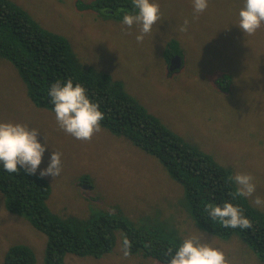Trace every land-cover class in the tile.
Returning <instances> with one entry per match:
<instances>
[{"label":"rangeland","instance_id":"obj_1","mask_svg":"<svg viewBox=\"0 0 264 264\" xmlns=\"http://www.w3.org/2000/svg\"><path fill=\"white\" fill-rule=\"evenodd\" d=\"M11 1L67 38L82 66L119 81L149 113L229 167L233 177L251 174L256 191L246 198L264 213V206L253 203L256 196L264 198V23L253 35L243 33L239 11L245 0H208L199 14L193 0H150L159 4L161 19L142 42L136 40L140 26L124 25L120 8L115 13L76 6L95 0ZM185 20L187 31L181 32ZM171 40L178 42V59L175 53L165 58ZM0 122L39 131L38 142L46 146L35 174L41 176L52 152L60 153L59 176H43L50 185L47 206L58 217L86 223L99 214H119L137 227H162L172 241L199 237L223 252L227 264H263L238 234L221 238L199 227L182 184L129 139L102 125L88 141L63 131L54 111L33 104L17 69L2 57ZM113 234L109 252L68 254L63 264H165L141 251L125 257L123 231ZM18 244L32 249L34 264H44L46 236L26 217L9 213L0 192V264L6 250Z\"/></svg>","mask_w":264,"mask_h":264},{"label":"trees","instance_id":"obj_2","mask_svg":"<svg viewBox=\"0 0 264 264\" xmlns=\"http://www.w3.org/2000/svg\"><path fill=\"white\" fill-rule=\"evenodd\" d=\"M79 9L137 14L132 0H95L76 3ZM106 15V14H105ZM103 17H109L105 16ZM179 53L171 40L165 58ZM0 57L12 63L26 86L28 97L37 107L54 109L50 86L72 80L86 89L89 99L99 105L104 119L101 125L122 135L143 151L153 155L167 172L182 184L196 224L207 233L221 238L238 234L264 264V213L253 207L246 197L236 195L237 185L229 167L202 152L149 113L136 98L128 94L119 81L93 67L82 66L69 41L50 31L25 9L11 0H0ZM19 171L9 173L0 164V192L5 209L26 217L46 236L44 264H63L68 254L100 257L114 244L115 229H121L131 244L129 253L141 251L145 256L168 264L171 255L183 242L164 237L162 227H137L119 214H99L86 223L63 219L47 206L50 185L37 174ZM87 181L86 177L83 178ZM232 203L251 222L250 228H225L212 220L205 206ZM35 255L26 245L10 246L3 264H34Z\"/></svg>","mask_w":264,"mask_h":264},{"label":"clouds","instance_id":"obj_3","mask_svg":"<svg viewBox=\"0 0 264 264\" xmlns=\"http://www.w3.org/2000/svg\"><path fill=\"white\" fill-rule=\"evenodd\" d=\"M138 13H125L122 23L128 28L134 24L140 26L137 42L144 40L145 34L152 31V27L161 19L160 6L150 0H133ZM194 11L199 14L208 7V0H193ZM189 21L185 20L179 31H187ZM264 23V0H245L239 11V28L244 34L253 35ZM177 55V54H175ZM51 103L58 126L77 140L88 141L101 130L104 114L99 105L92 102L86 95V89L79 83L73 85L67 80L63 85L59 81L53 83L49 89ZM37 129H30L27 125L12 122H0V164L9 173L19 171L18 165L29 174H35L42 162L45 145L38 142ZM60 153L52 152L47 168L40 172L43 176H59ZM238 185L236 195L250 197L256 191L253 176L248 173H237L230 177ZM253 203L264 206V198L256 196ZM212 220H219L225 228H250L251 222L243 215L241 209L232 203L225 202L223 206L207 204L205 206ZM131 244L125 237L122 242L123 255H129ZM168 264H227L223 252L202 243L199 237L192 236L183 240L171 255Z\"/></svg>","mask_w":264,"mask_h":264},{"label":"water","instance_id":"obj_4","mask_svg":"<svg viewBox=\"0 0 264 264\" xmlns=\"http://www.w3.org/2000/svg\"><path fill=\"white\" fill-rule=\"evenodd\" d=\"M177 59L179 58L177 55L175 56ZM172 64H177V63H172ZM177 66V65H176Z\"/></svg>","mask_w":264,"mask_h":264}]
</instances>
